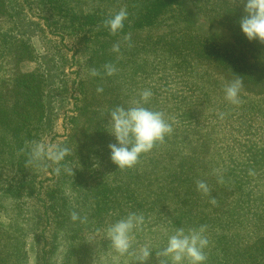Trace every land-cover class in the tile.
Wrapping results in <instances>:
<instances>
[{
	"label": "rangeland",
	"instance_id": "374dc122",
	"mask_svg": "<svg viewBox=\"0 0 264 264\" xmlns=\"http://www.w3.org/2000/svg\"><path fill=\"white\" fill-rule=\"evenodd\" d=\"M210 3L174 0L155 23L135 28L124 25L126 18L120 35L93 37L86 46L82 34L67 33L54 20L87 11L114 15L122 9L128 17L140 8V0H59L55 8L43 9L40 0L13 3L30 23L32 51L18 56L19 64L6 65L8 76L13 71L56 76L41 82L47 104L43 119L36 123L30 116L29 124L18 129L37 136L21 146L22 153L30 152L23 167L12 139L0 138V226L9 237L17 235V211L7 185L32 179L46 187L56 181L68 206L82 205L85 222L74 239H66L64 231L56 234L51 264H138V250L145 246L151 252L146 264H172L162 255L168 237L177 229L200 228L208 239L206 264H264V78L248 79L256 75L250 74L253 51L204 12ZM211 47L221 59L251 72L241 77L209 53L204 56ZM10 78L4 89L0 84L5 101L0 102V119L8 123L14 97ZM235 79L242 81L237 104L225 98V87ZM145 91L151 92L147 100ZM135 105L163 113L172 131L135 166L116 168L108 149L115 143L108 134L109 114L118 106ZM37 143L61 145L67 155L59 163H38L32 159ZM78 173L81 186L72 190L69 183ZM200 182L208 185L207 194L198 190ZM93 188H104L107 196L94 201ZM32 207L25 202L29 215ZM130 213L142 215L144 223L134 231L129 252L120 255L106 230ZM24 238L26 264H33L32 235Z\"/></svg>",
	"mask_w": 264,
	"mask_h": 264
},
{
	"label": "trees",
	"instance_id": "16d2710c",
	"mask_svg": "<svg viewBox=\"0 0 264 264\" xmlns=\"http://www.w3.org/2000/svg\"><path fill=\"white\" fill-rule=\"evenodd\" d=\"M16 1L18 0H12V2L9 0H0V84L3 89L7 78H10V76H8L9 68H7L6 65H8L10 61H12L13 64L18 63V56L22 58L25 54L30 55L29 51H32L30 39L32 38L33 31L30 30V23L22 9H17L13 4ZM58 1L59 0H40L41 8L43 9V6L45 8L46 6L55 8L54 4L57 5ZM173 1L174 0H140V8L135 11L131 10V14L129 13L128 19H126L127 22L124 23V25L128 23L127 25L135 28L151 25L155 23L154 21L160 15L167 13L171 9L170 7ZM204 4L208 5L209 1H206ZM210 4L209 10H204V12L212 18H216L222 25H225L238 41H245V43H248L247 45L253 51L255 61V66L253 67H255V69L250 74L256 75L248 79L264 78V44L257 41L249 42L241 34L237 24V20L242 12V5H240L239 0H233L231 2H229V0H211ZM201 8L202 7H198L199 10H202ZM114 15H108L102 11H87L83 12L82 15H68L67 19L64 15L61 22L59 20H54V23L59 24L63 29L66 28L65 30L67 33V29H69L77 34H82V41L86 46L93 37L96 39L100 36L110 38L124 32L122 28L115 33L108 29L106 22ZM32 24L34 23L32 22ZM185 44L188 45L190 43L186 42ZM198 46L202 47V50L206 48L205 43H200ZM202 53L204 56L209 53L210 58L212 57L214 60L222 62V66H224L225 69L235 71L241 77L246 76L247 72H251L249 71V67H241L239 63L234 64V62L230 60L221 59L212 47L208 49V51L206 50ZM54 76H56V73H50V71L49 73H45L44 71L40 73H15V71H13V73H11L10 91L14 94V97L11 104L13 113L9 115V117L12 121L8 123L6 119H0V138H3L5 141H11L12 139L13 149L17 148L20 151L17 161L20 167L24 166V162L30 155V152L27 150L22 153V150H20L22 148L21 146L25 145V143L31 139L36 140L37 136L27 132H21V130L18 129L21 128L20 124L24 127L27 123L29 124L27 121L30 116L36 117V123L43 119L47 104L42 102V83L45 82V84H47L48 77L52 79ZM3 77H5L6 80ZM2 100L0 99V102H5ZM35 111L37 113H35ZM83 161H87V158L84 157ZM39 162L42 161L40 160L38 163ZM23 180L24 182L20 181L13 185H7L8 193L14 198V205L16 204L17 214L14 219L15 225L13 229L16 231L15 233H17V235L14 234L15 237L13 236V238L9 237L8 232H5V228L0 226V264H26L27 253L25 251L24 241L26 233L32 235L35 246L33 264H51L50 258L57 248L55 244L56 234L59 231H64L66 239H74L82 231V223L85 222L82 218V205L68 206L66 203L67 196L63 193V188H61L60 184L56 181L51 186L43 187L42 185H36L35 181L32 179L27 182H25V179ZM58 181H62V179H58ZM81 183L82 175L78 173L77 177H74L73 181L69 183V188L78 190ZM101 186L102 185L97 187ZM43 188H45L44 196L41 197L39 194ZM93 190L94 201L104 199L107 196V192L104 188L102 190L93 188ZM78 195L82 196V194ZM33 199L39 201L37 207L35 203L30 202V200ZM25 202H29L31 206H33L30 215L29 209L25 208ZM73 213L77 214L80 219L75 221L72 220ZM29 221L30 225L27 227ZM47 231L50 233H47Z\"/></svg>",
	"mask_w": 264,
	"mask_h": 264
},
{
	"label": "clouds",
	"instance_id": "9594fccd",
	"mask_svg": "<svg viewBox=\"0 0 264 264\" xmlns=\"http://www.w3.org/2000/svg\"><path fill=\"white\" fill-rule=\"evenodd\" d=\"M242 12L237 20L241 34L249 41H257L264 44V0H239ZM127 18V12L121 10L106 22L108 29L115 33L123 27ZM118 51V48H114ZM113 69L108 68L109 74ZM94 74V73H93ZM242 85L240 79H235L225 87V98L233 104L239 103V92ZM151 96L150 91H145L143 97L147 100ZM110 132L115 143L109 144L111 162L116 168H131L136 165L140 156L150 152L154 145L162 141L165 135L172 129L165 120L163 113L153 111L141 105L128 108L116 107L109 114ZM68 149L57 144L37 143L32 151L33 161L47 159L53 163L64 160ZM73 171V170H72ZM198 190L207 194L208 185L200 182ZM80 217L73 213L72 220ZM144 223V217L136 213H130L126 217L111 224L106 235L112 248L124 255L132 246L134 231ZM208 239L204 235V229L190 230L177 229L167 239V245L162 255L169 257L172 264H206L205 249ZM151 252L145 246L138 250L136 260L138 264H146Z\"/></svg>",
	"mask_w": 264,
	"mask_h": 264
}]
</instances>
